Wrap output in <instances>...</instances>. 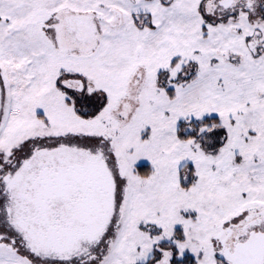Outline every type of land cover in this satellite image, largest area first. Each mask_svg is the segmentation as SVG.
Listing matches in <instances>:
<instances>
[{
	"label": "snow or ice",
	"instance_id": "obj_1",
	"mask_svg": "<svg viewBox=\"0 0 264 264\" xmlns=\"http://www.w3.org/2000/svg\"><path fill=\"white\" fill-rule=\"evenodd\" d=\"M0 264H264V0H0Z\"/></svg>",
	"mask_w": 264,
	"mask_h": 264
}]
</instances>
